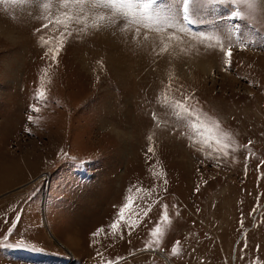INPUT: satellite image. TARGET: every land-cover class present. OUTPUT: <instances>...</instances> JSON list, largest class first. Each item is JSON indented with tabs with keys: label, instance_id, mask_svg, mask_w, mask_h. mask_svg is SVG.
<instances>
[{
	"label": "rangeland",
	"instance_id": "obj_1",
	"mask_svg": "<svg viewBox=\"0 0 264 264\" xmlns=\"http://www.w3.org/2000/svg\"><path fill=\"white\" fill-rule=\"evenodd\" d=\"M64 13L79 22H49ZM191 18L187 32L158 31L90 3L0 0V239L19 214L9 243L38 250H0V264H264V0L196 3ZM213 32L253 43L224 70L199 35ZM176 102L220 121L227 155L200 143ZM130 196L138 226L112 234ZM165 205L171 223L146 250Z\"/></svg>",
	"mask_w": 264,
	"mask_h": 264
},
{
	"label": "snow or ice",
	"instance_id": "obj_2",
	"mask_svg": "<svg viewBox=\"0 0 264 264\" xmlns=\"http://www.w3.org/2000/svg\"><path fill=\"white\" fill-rule=\"evenodd\" d=\"M228 0H170L168 4L160 5L159 8L153 10V5L157 4V0H137V2H133V0H60L62 7H68L69 4H72L77 7L79 12L85 11V5L91 4L93 8L95 7H104L111 8L114 12H120L122 15L130 17L131 20L137 25H142L145 28H155L156 30H161L164 27H172L181 32L189 31V25L193 24V20L191 18V11L193 5L196 3L204 4V5H217V4H225ZM232 3H236L237 0H231ZM251 7V5H249ZM44 7L47 9L49 5L45 4ZM239 12H232L230 19H239ZM75 19L79 22L80 17L77 15L73 17L70 13H64L61 16H57L54 20H50V23H54L56 25H64L65 28L69 26V24ZM107 18L104 15H98L93 18L92 26L98 27L100 23L104 22ZM87 26V25H86ZM43 28H47L48 24H44ZM41 29H37L36 31H40ZM71 35V33H67ZM64 35L63 33L61 34ZM201 39H207L209 41H215L216 44H219L220 51L223 53V64L224 70H228L232 66V57H233V48L238 47L239 51H245L248 49V46L253 43V41L249 38H245L244 40H240L237 37V42L234 45L231 42V36L229 38L228 44L222 42L220 36L213 32L211 34L200 33ZM63 40L59 46L52 52V61L55 63L57 61V57L59 52L62 50ZM264 50V49H262ZM45 98V93L43 90H38L37 99ZM189 97H185V101H187ZM174 112L177 119H188L189 126L192 131L200 138V143L209 145L210 143H214L217 146V150L223 149L224 155L228 154V149L232 147L234 141L230 142L231 137L230 133L224 131L221 127V123L219 120L208 117L206 114L203 115H193L191 109H189L186 103L176 102L174 104ZM32 111H39L38 108H33ZM153 119H155V114H153ZM33 118L31 116L28 117V121L31 123ZM24 131L29 132L28 128H25ZM251 145V141L248 142V145L245 147H249ZM234 150V149H233ZM149 153L153 151L152 147H149L147 150ZM66 155V154H64ZM264 164V161H262ZM258 168L260 165L257 166ZM167 183V181H164ZM199 189L197 188V191ZM137 191H141L138 189ZM134 206V200L130 196L127 199V203H125L122 207H120L119 212L117 213L118 219L113 221L110 224L111 233L115 234L120 226V224L126 223L128 228L131 230L134 227L138 226L135 219L128 220L126 219V212H130V210ZM164 211L160 216V220L156 223V226L150 231L149 235L151 236V241L146 245V250L151 246V244H155L157 247L160 246L161 240L164 235V231L166 227L171 223L170 217L167 214V205L164 206ZM151 211V207L145 210V215ZM20 220V215L17 214L15 220L12 222V226L7 230L4 234L3 238L0 239V250L8 249V250H22V251H38L35 248L29 249L28 246L24 243L23 238L18 240L16 243H9V238L13 235L15 231L16 224ZM241 227H243V219H241ZM104 231L103 227L98 228L91 235L93 237H99L101 233ZM178 245V242H177ZM244 248H247V244L245 243ZM257 250H259L257 248ZM172 254L177 255L179 253L178 246H174L172 248ZM243 251V250H242ZM98 255H100L98 253ZM243 259V256H241ZM120 258L117 257L116 264H118ZM108 264H113V261H108ZM252 264H259L258 261H253Z\"/></svg>",
	"mask_w": 264,
	"mask_h": 264
},
{
	"label": "bare ground",
	"instance_id": "obj_3",
	"mask_svg": "<svg viewBox=\"0 0 264 264\" xmlns=\"http://www.w3.org/2000/svg\"><path fill=\"white\" fill-rule=\"evenodd\" d=\"M39 179V178H38ZM37 180V179H36ZM32 183V182H31ZM45 193H44V195H43V199H44V202L46 201V199H47V197H46V191H47V187H45ZM46 194V195H45ZM43 205H44V203H43ZM58 245V244H57ZM159 256H162V255H160L159 253H157ZM69 257H70V255H69ZM71 258V257H70ZM162 259L165 261V263L166 264H172L166 257H164V256H162ZM71 260H72V258H71ZM84 264H88L87 262H85Z\"/></svg>",
	"mask_w": 264,
	"mask_h": 264
}]
</instances>
